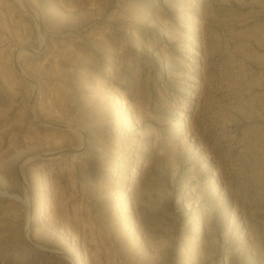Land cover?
Returning <instances> with one entry per match:
<instances>
[{"label":"rangeland","instance_id":"obj_1","mask_svg":"<svg viewBox=\"0 0 264 264\" xmlns=\"http://www.w3.org/2000/svg\"><path fill=\"white\" fill-rule=\"evenodd\" d=\"M0 264H264V0H0Z\"/></svg>","mask_w":264,"mask_h":264}]
</instances>
